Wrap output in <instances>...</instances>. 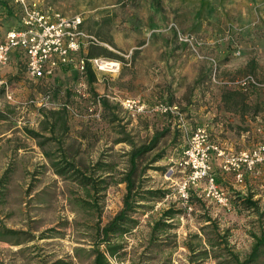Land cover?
Segmentation results:
<instances>
[{
  "label": "rangeland",
  "instance_id": "obj_1",
  "mask_svg": "<svg viewBox=\"0 0 264 264\" xmlns=\"http://www.w3.org/2000/svg\"><path fill=\"white\" fill-rule=\"evenodd\" d=\"M28 2L36 3L50 14L81 16L82 30L96 41L82 42L76 59L84 58L89 52L102 53V48L121 56L130 46L145 42L150 44L141 48L142 56H153L157 50L154 44H165L168 55L181 62L175 65V72L183 78V89L189 93L198 90L193 91L195 96L185 98L195 108L194 113L199 111L197 114H200L212 107L219 109L217 101L222 86L241 87L239 82L246 78L251 77L257 83L250 93H264V0ZM18 16L0 15V38L16 25ZM94 57L108 58L102 54ZM8 65L7 62L0 70L3 80L0 84V178L7 173L0 220L7 228L23 233L20 244L0 240V264H53L59 259L71 264H89L85 254L80 259L74 257L73 249L92 247L96 214L78 206L77 198L84 196V190L68 177L69 173L56 174L42 150L51 152L56 158L65 154L81 170L92 168L97 161L113 165L112 178L97 194L101 207L99 222L104 225L122 208L125 193V183L117 180L127 166L125 153L130 145L116 140L128 135L137 145L147 142L154 130L162 128L161 117L145 111L130 112L122 107L120 102L129 97L118 98L112 81L116 78L113 74L118 75L122 70V64L117 72L103 74L107 81L93 85L97 95L105 96L117 107L118 121L115 123L108 122L109 113L103 114L94 98L97 95L92 94V88L85 82V74L76 68L61 66L52 76L36 79L26 73L23 65L16 64L11 70ZM208 74H212L215 81H194L196 76ZM128 87L132 91L134 84ZM64 104L68 106L64 119L67 130L58 122L51 133L45 128V114L48 121L51 120L50 112ZM189 120L191 124L206 123L199 119ZM26 129L37 131L39 136L30 137ZM174 130L175 125L160 138L155 149L138 161L136 174L137 180H142L141 188L158 190L164 195L141 202L143 208L133 215L139 223L121 236L124 248L117 257H109L110 264H215L212 258L190 263L189 251L183 245L187 234L198 232L204 224L201 202L220 227L230 230L229 240L237 251L244 254L250 247L245 228L239 227L236 221H220L211 213L214 202L200 201L193 194L194 211L183 218L182 211L176 214L174 220L168 221L174 227L163 236L165 239L145 248L148 223L159 216L161 209L175 202L171 182L163 174L170 159L176 157L188 140L182 138V131L176 135ZM50 136L52 139L46 140ZM43 140L46 142L40 148L37 143ZM160 151L162 156L151 161ZM175 209L181 210L177 205ZM259 225L252 228L258 231Z\"/></svg>",
  "mask_w": 264,
  "mask_h": 264
},
{
  "label": "trees",
  "instance_id": "obj_2",
  "mask_svg": "<svg viewBox=\"0 0 264 264\" xmlns=\"http://www.w3.org/2000/svg\"><path fill=\"white\" fill-rule=\"evenodd\" d=\"M19 13L20 5L17 2L14 0H0V15L10 14L18 16ZM17 23H19V21H17ZM16 59V64L23 65L26 71L25 64L20 55L17 54ZM84 74L89 83L95 80L94 70L89 63L86 65ZM255 87L256 86L253 84H249L246 87L222 86L223 89L220 97L224 108L226 110L246 111L247 95H249L251 89ZM92 94L94 96L97 95L94 92H92ZM94 98L98 99L103 114L109 113V117L106 116L108 122L115 123L118 121L116 112L117 107L111 105L108 98L99 95ZM67 113L68 106L64 104L60 109L50 112L51 120L48 121V116L45 114V128L48 129L49 132L54 133L58 122H61L63 130H67L66 120H64ZM25 132L33 138L39 136L38 132L34 130L26 129ZM168 132H170V126L163 124L162 128L153 131L147 142H142L139 145L134 143L128 135L116 140V142H128L130 145V149L125 153L127 156V166L119 173L121 176L117 180L118 183H125V193L122 198V208L104 225H101L99 222L101 207L97 194L109 183L108 179L112 178L113 171L111 167H113V165L97 161L92 168L81 170L73 161H70L65 154L56 158L52 157L53 155L51 152L42 150L43 155L48 159L49 165L56 174L64 176L69 173L68 177L77 182L84 190V196L77 198L78 206L86 211H93L97 217L91 239L92 247L89 249L75 247L73 249L74 257L80 259L81 255L85 254V256L89 258V264H110L109 257H117V255H119V252L124 248L120 241L121 236L125 233H129L131 229L139 223L133 215L136 214L139 209L143 208L144 205L141 202L164 195V192L158 190H143L141 188L142 180H137L136 173L138 161L141 160L146 153L155 149L160 138L164 137ZM174 132L176 135L178 134L177 130H174ZM51 139L50 136L46 140ZM57 141H59V139H57ZM45 142L46 141L43 140L42 142H38L37 145L41 148ZM59 145H61V142H59ZM59 145L58 148L60 149ZM59 151L63 152V150ZM161 156L162 153L160 151L151 161L154 162ZM6 183L7 173L0 178V203L4 201V187H6ZM240 203L245 207H252L254 210L257 208L255 201L246 197L240 198ZM175 206L176 203L173 202L167 208L161 209L159 216L148 223L149 232L147 234V244L145 248H149L154 242L160 239H165L163 236H167L168 230L174 227L172 222L168 221L174 220L176 214L179 212L181 213V210L175 209ZM200 207L203 209L202 220L204 224L198 228V232L188 233L183 241L184 247L189 251L188 261L190 263L197 260H204L205 258H212L215 264H264V225L260 224L258 231L251 232L252 243L248 251L241 254L234 248V245H232L229 240L230 230L220 227L218 220L208 213L204 202L200 203ZM22 233L21 230L7 228L0 220L1 241L20 244V235ZM53 264H71V262H65L59 259Z\"/></svg>",
  "mask_w": 264,
  "mask_h": 264
},
{
  "label": "crops",
  "instance_id": "obj_3",
  "mask_svg": "<svg viewBox=\"0 0 264 264\" xmlns=\"http://www.w3.org/2000/svg\"><path fill=\"white\" fill-rule=\"evenodd\" d=\"M4 36L5 34L0 39ZM109 43L114 45L111 41ZM149 44V42H145L139 46H130L121 56L107 48H102V53L89 52L85 57L91 58L102 54L120 62L122 66L124 65L118 75L113 74L116 75V78H112L119 93L118 98L132 97L140 100L147 108L145 113L160 115L161 126L166 124L172 129L175 125L178 132L182 131L184 140H188L199 125L207 128L211 141L216 142L222 150V155L213 154L212 156V172L220 187L233 194L230 208L224 209L211 202L213 203L211 213L214 217L218 216L220 221H236L239 227L245 228L251 245L250 234L255 231L252 227L257 223L264 225V161L257 163L251 169L244 168L242 181L236 178L237 171L223 170L221 164L228 154L250 150L264 144V93H249L246 99L247 109L244 112L226 110L219 96L217 101L220 104L219 109L212 107L200 114H197L199 111L194 113L195 108L185 98L189 95L195 96L192 95L193 91L196 93L198 90L189 93V90L183 89L181 84L183 78L182 76L178 77L175 72V65L181 64L180 60L168 55L167 46L159 42L154 44L157 50L153 52V56H142L141 48ZM104 45L112 49L108 44ZM163 50L165 51L163 52ZM16 55V53H12L9 57L7 66L9 70L15 68ZM76 60L75 57L74 62L64 66L76 68ZM138 63L141 64L140 68H138ZM127 69H131L133 72L130 73L126 71ZM94 73L95 80L92 83L87 81L86 75L84 78L92 88V92L98 94L93 85H100L107 79L104 78L105 76L103 77V73L97 71ZM198 80L215 81V78L212 74L198 75L194 81L198 82ZM130 83L134 84L132 91L128 90ZM162 106L167 107V110H162ZM186 115L189 117L187 118ZM189 119H194V121L199 119L200 122L206 123L191 124L187 122L191 121ZM245 197L255 201L257 205L255 210L240 203V198Z\"/></svg>",
  "mask_w": 264,
  "mask_h": 264
},
{
  "label": "built area",
  "instance_id": "obj_4",
  "mask_svg": "<svg viewBox=\"0 0 264 264\" xmlns=\"http://www.w3.org/2000/svg\"><path fill=\"white\" fill-rule=\"evenodd\" d=\"M14 1L20 5L19 23L9 28L0 39V70L7 64L10 55L16 53L22 58L29 76L46 78L59 67L74 62L82 42L96 41L82 30L83 19L79 15L66 17L58 13L50 14L34 2ZM88 63L93 70L103 74L115 73L120 68V62L104 57L80 58L75 65L78 71L84 73ZM239 83L241 87L257 84L251 77ZM97 103L100 105L99 101ZM120 103L130 112L141 113L147 109L135 98H126ZM161 109L166 111L167 107L162 106ZM221 151L220 146L211 141L207 128L198 126L189 136L186 146L170 159L163 177L171 182L173 198L181 208L182 218L195 209L193 194L201 201L214 202L224 209L232 206L233 194L220 187L212 172V156L222 155ZM262 161L264 144L226 155L221 167L226 171H237L236 178L242 181V170L251 169Z\"/></svg>",
  "mask_w": 264,
  "mask_h": 264
}]
</instances>
